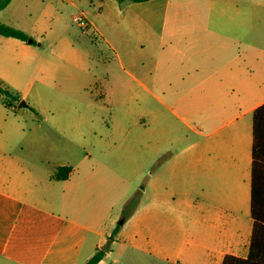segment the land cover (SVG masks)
Returning <instances> with one entry per match:
<instances>
[{
    "label": "crops",
    "instance_id": "crops-1",
    "mask_svg": "<svg viewBox=\"0 0 264 264\" xmlns=\"http://www.w3.org/2000/svg\"><path fill=\"white\" fill-rule=\"evenodd\" d=\"M162 1L128 5L139 26L160 31L163 53L187 63L173 79L134 77L146 91H160L175 118L159 120L161 147L149 151L156 141L144 134L146 162L136 178L60 165L50 176L64 184L55 197L0 141V264H86L106 242L110 250L98 264L248 258L253 115L264 104V0H193L176 11L189 22H169ZM60 167L72 169L66 180L54 178ZM138 182L142 194L129 219L134 196L125 194Z\"/></svg>",
    "mask_w": 264,
    "mask_h": 264
},
{
    "label": "rangeland",
    "instance_id": "rangeland-1",
    "mask_svg": "<svg viewBox=\"0 0 264 264\" xmlns=\"http://www.w3.org/2000/svg\"><path fill=\"white\" fill-rule=\"evenodd\" d=\"M166 2L169 22L190 21L176 11L193 0ZM128 5V0H15L0 11L1 23L30 37H0V83L11 93H0L2 149L55 197L64 184L50 176L60 165L136 178L146 162L144 134L154 136L149 151L157 152L161 116L175 120L159 102L160 91H146L134 77L173 79L187 63L163 53L160 31L139 26ZM141 194L139 182L126 191L135 201L124 216H133Z\"/></svg>",
    "mask_w": 264,
    "mask_h": 264
},
{
    "label": "trees",
    "instance_id": "trees-1",
    "mask_svg": "<svg viewBox=\"0 0 264 264\" xmlns=\"http://www.w3.org/2000/svg\"><path fill=\"white\" fill-rule=\"evenodd\" d=\"M13 0H0V11L6 9ZM124 1V0H121ZM134 3L149 0H128ZM0 36L28 41L30 37L22 30L13 28L0 22ZM0 93L11 95L0 83ZM254 145H253V179H252V218L254 220L253 235L248 258L241 259L231 255L225 257L223 264H264V104L257 108L253 115ZM71 167H60L56 175L57 180H66L71 172ZM132 200L129 205H133ZM105 252L98 251L86 264H98Z\"/></svg>",
    "mask_w": 264,
    "mask_h": 264
},
{
    "label": "water",
    "instance_id": "water-1",
    "mask_svg": "<svg viewBox=\"0 0 264 264\" xmlns=\"http://www.w3.org/2000/svg\"><path fill=\"white\" fill-rule=\"evenodd\" d=\"M33 41L30 40L29 43H32ZM21 106H25V103H22ZM103 252H109L110 248H109V242L107 243L106 246H103L102 249H101Z\"/></svg>",
    "mask_w": 264,
    "mask_h": 264
}]
</instances>
